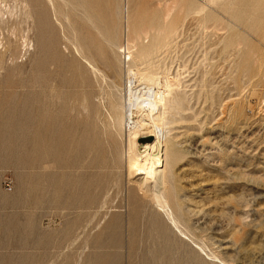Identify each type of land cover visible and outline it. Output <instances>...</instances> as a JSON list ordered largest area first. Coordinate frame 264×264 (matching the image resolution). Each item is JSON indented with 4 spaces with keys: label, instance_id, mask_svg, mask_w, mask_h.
Returning <instances> with one entry per match:
<instances>
[{
    "label": "rangeland",
    "instance_id": "374dc122",
    "mask_svg": "<svg viewBox=\"0 0 264 264\" xmlns=\"http://www.w3.org/2000/svg\"><path fill=\"white\" fill-rule=\"evenodd\" d=\"M130 1L142 37L184 23L157 63L177 72V231L107 121L125 0H0V264H264V0Z\"/></svg>",
    "mask_w": 264,
    "mask_h": 264
},
{
    "label": "bare ground",
    "instance_id": "6f19581e",
    "mask_svg": "<svg viewBox=\"0 0 264 264\" xmlns=\"http://www.w3.org/2000/svg\"><path fill=\"white\" fill-rule=\"evenodd\" d=\"M130 6L131 1L125 0V37L124 43L118 46L119 68L125 76L123 103L113 104L107 121L121 136L126 137L124 144L128 180L152 192L166 220L177 231V217L164 195L169 184V155L165 148V137L177 124L180 100L177 92V72H172V68L165 63L166 58L161 66L157 63L158 58L177 40L184 23H177L173 15L163 34L156 39H150L147 35L142 37L130 27ZM206 10L203 7V12ZM131 32L132 38L129 37ZM156 59L158 60L155 61ZM144 128L148 129L154 140L149 143L146 151L139 152L137 139Z\"/></svg>",
    "mask_w": 264,
    "mask_h": 264
}]
</instances>
